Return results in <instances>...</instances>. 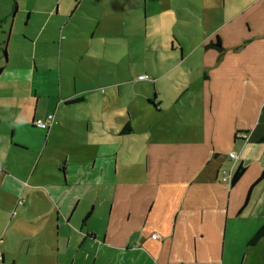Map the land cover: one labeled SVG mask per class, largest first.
Listing matches in <instances>:
<instances>
[{"label": "crops", "instance_id": "1", "mask_svg": "<svg viewBox=\"0 0 264 264\" xmlns=\"http://www.w3.org/2000/svg\"><path fill=\"white\" fill-rule=\"evenodd\" d=\"M263 139L264 0H0V264H264Z\"/></svg>", "mask_w": 264, "mask_h": 264}, {"label": "built area", "instance_id": "2", "mask_svg": "<svg viewBox=\"0 0 264 264\" xmlns=\"http://www.w3.org/2000/svg\"><path fill=\"white\" fill-rule=\"evenodd\" d=\"M138 79L145 80V81H151L152 80V78L149 75H147V74L139 75L138 76ZM52 119H53V116L50 115L48 121H44L42 119H38V120L35 121L34 124L37 127H40L42 129H46V128H48L50 126ZM228 155H229V157L231 159H234V160L237 159V155L234 152H230ZM221 174H222V180L224 182L230 183L231 178H232V174H233L232 168H230V169H223L221 171ZM156 237H157V235H154L153 236V238H156Z\"/></svg>", "mask_w": 264, "mask_h": 264}, {"label": "trees", "instance_id": "3", "mask_svg": "<svg viewBox=\"0 0 264 264\" xmlns=\"http://www.w3.org/2000/svg\"><path fill=\"white\" fill-rule=\"evenodd\" d=\"M211 46H214L216 48H219L220 53H222V46H220V42L219 40L216 41V43H211ZM264 140V139H263ZM233 170V174H232V178L229 184L234 185L236 183V181L238 180V178L241 176V174L244 171V168L242 166H238L236 169H234V167H232ZM263 178V174L261 175V177L258 179L259 181ZM223 181V180H222ZM224 182V181H223ZM227 183V182H226ZM264 237V223L261 225V227L258 229V231L256 232V234L254 235V237L250 240L249 244L254 245L256 243H258L261 238Z\"/></svg>", "mask_w": 264, "mask_h": 264}, {"label": "rangeland", "instance_id": "4", "mask_svg": "<svg viewBox=\"0 0 264 264\" xmlns=\"http://www.w3.org/2000/svg\"><path fill=\"white\" fill-rule=\"evenodd\" d=\"M121 53L124 54L126 52L121 51L120 54ZM140 53H141V50L140 49H136L134 51V55H135V58H134V68L135 69H142V67H143L142 64H141L142 63V54L140 55ZM124 63H126V61Z\"/></svg>", "mask_w": 264, "mask_h": 264}]
</instances>
